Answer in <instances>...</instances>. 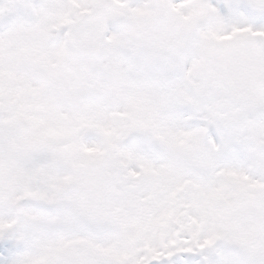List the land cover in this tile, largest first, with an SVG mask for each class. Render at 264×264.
Returning <instances> with one entry per match:
<instances>
[{"label": "snow or ice", "instance_id": "6c2138e0", "mask_svg": "<svg viewBox=\"0 0 264 264\" xmlns=\"http://www.w3.org/2000/svg\"><path fill=\"white\" fill-rule=\"evenodd\" d=\"M0 264H264V0H0Z\"/></svg>", "mask_w": 264, "mask_h": 264}, {"label": "clouds", "instance_id": "9594fccd", "mask_svg": "<svg viewBox=\"0 0 264 264\" xmlns=\"http://www.w3.org/2000/svg\"><path fill=\"white\" fill-rule=\"evenodd\" d=\"M7 13L5 12V13H3V14H0V22H2L3 20H5L6 19V17H7Z\"/></svg>", "mask_w": 264, "mask_h": 264}]
</instances>
